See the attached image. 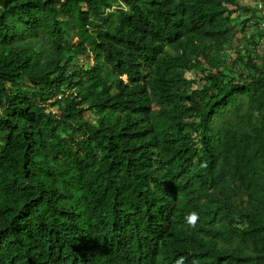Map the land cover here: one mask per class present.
<instances>
[{"label":"trees","instance_id":"16d2710c","mask_svg":"<svg viewBox=\"0 0 264 264\" xmlns=\"http://www.w3.org/2000/svg\"><path fill=\"white\" fill-rule=\"evenodd\" d=\"M252 7L0 0V264H264Z\"/></svg>","mask_w":264,"mask_h":264},{"label":"rangeland","instance_id":"374dc122","mask_svg":"<svg viewBox=\"0 0 264 264\" xmlns=\"http://www.w3.org/2000/svg\"><path fill=\"white\" fill-rule=\"evenodd\" d=\"M245 2H247L250 6H251V4L253 3L252 0H245ZM252 8H254V7H252ZM244 16H245V15H244L243 13H241L240 17H244ZM251 21L253 22V19H251L250 21L246 22V23H247L246 26H247L248 24H249V26H247V27L245 26V27H246V31H247V33H253V34H254V33H255V32H254V27L251 26ZM244 25H245V24H244ZM237 34H238V33H237ZM234 36H235V35H234ZM236 38H238L237 35H236ZM71 40H72V42H74L75 39L72 38ZM230 40H232L230 45H231V47L233 48V47L235 46V44H236V41H234V38H233V37H232V38L230 37ZM260 45L262 46V44H260ZM263 48H264V45H263ZM231 53H233V52H232V50L229 49V54L231 55ZM201 63H203L202 60H201V59H198V62H197V65H196L197 68H200ZM219 70H220L221 72H224V73H225V72H226V67H225V65H220V66H219ZM186 76L191 78L192 74H190V73L187 72V73H186ZM121 77H122V79L125 78L124 75H121ZM56 99H57V98H56ZM87 115L89 116V115H91V113L88 112V111H86V112L83 113V116H84V117H86ZM91 120H92V119H91Z\"/></svg>","mask_w":264,"mask_h":264},{"label":"built area","instance_id":"2783aa9c","mask_svg":"<svg viewBox=\"0 0 264 264\" xmlns=\"http://www.w3.org/2000/svg\"><path fill=\"white\" fill-rule=\"evenodd\" d=\"M256 9V14H257V20H256V29L261 30L264 32V0H254L253 3L251 4ZM252 24V21H251ZM254 27V32H255V26ZM264 38V35H263Z\"/></svg>","mask_w":264,"mask_h":264},{"label":"clouds","instance_id":"9594fccd","mask_svg":"<svg viewBox=\"0 0 264 264\" xmlns=\"http://www.w3.org/2000/svg\"><path fill=\"white\" fill-rule=\"evenodd\" d=\"M255 11H256V9H255ZM257 18V17H256Z\"/></svg>","mask_w":264,"mask_h":264}]
</instances>
